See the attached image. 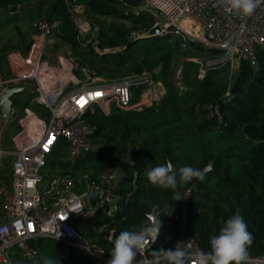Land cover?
I'll return each mask as SVG.
<instances>
[{
  "label": "built area",
  "instance_id": "1",
  "mask_svg": "<svg viewBox=\"0 0 264 264\" xmlns=\"http://www.w3.org/2000/svg\"><path fill=\"white\" fill-rule=\"evenodd\" d=\"M63 1L80 49L90 50L94 55L117 53V50L100 51L99 28L89 25L88 14L79 0ZM114 1L122 3V13L127 18L147 16L153 20L149 29H138L131 34L132 41L160 38L178 42L183 48L200 47L212 54L209 60L199 64L196 75L199 80L209 69L225 67L230 75L239 72L242 62L256 64L258 55L264 54V6L252 16L242 18L228 10V0H146L143 6L129 9L126 4L133 0ZM59 26L58 21L44 18L37 24L40 43L38 47L35 45L37 52L27 59L24 76L10 78L0 64V96L30 79L34 82V101L46 111L44 116L27 113L19 121L22 129L13 138V148L4 150L0 145V172L4 167L10 171L8 182L0 181V264H15L16 257L35 264L39 250L31 243L39 239L61 244V260L73 252L94 264H107L110 257L96 242L84 237L77 224H92L97 215L112 218L119 202L130 196V193L119 194L124 166L130 161L129 152L96 177L91 172L83 177L64 173L44 181L41 176L48 157L60 141L66 147L62 162L69 165L97 149L93 144L94 128L84 120L87 112L95 108L106 116L113 110L139 112L145 106V95L151 94L144 91L136 103L134 94L153 86L151 76L143 73L120 82L91 81L79 87L75 75L58 73L50 62L53 56L50 49L57 43L54 36ZM156 29L158 33L154 34ZM173 86L179 96L188 91L183 83L182 67L176 71ZM0 118H4L1 112ZM3 128L0 124V133ZM104 189L102 201L92 207L88 193ZM188 197L189 191L184 192L181 201L185 204ZM95 231L110 242L108 236L113 230L105 231L101 226ZM156 242L145 240V249L135 257V264L156 263V257L149 255ZM175 246L188 250L187 264H196L193 254L200 251L197 242L182 233L171 248ZM243 264H264V255L253 256L247 249Z\"/></svg>",
  "mask_w": 264,
  "mask_h": 264
},
{
  "label": "trees",
  "instance_id": "2",
  "mask_svg": "<svg viewBox=\"0 0 264 264\" xmlns=\"http://www.w3.org/2000/svg\"><path fill=\"white\" fill-rule=\"evenodd\" d=\"M21 1L0 0V8L17 6ZM87 1L88 11L95 15H121L126 20L131 19L134 26L146 30L153 24L152 18L147 16L127 18L120 2ZM138 1L133 0V6H138ZM51 7H54V14L46 17L60 23L54 36L57 43L61 42L73 52L85 53L75 42V31L63 0ZM109 34L117 38L116 41L105 38V45L110 49L125 46V53L142 50L146 60L142 59L139 66H135L133 73L137 76L151 70L152 55L168 52V56L160 57L167 66L173 52L185 49L178 42L160 38L133 43L116 28ZM190 49L201 51L200 47ZM88 55L91 56L90 52ZM125 60L121 56L113 67H119ZM79 65L80 69L89 65L88 69L100 75L99 70L84 60ZM76 75L82 78L81 70ZM196 75L197 72L188 91L181 96L173 83L161 76L165 92L160 104L144 106L139 112L113 110L106 116L95 108L84 116L86 123L94 128L93 140L99 139L101 143L98 152L77 160L73 169L81 166L86 174L91 172L96 177L129 152L130 162L124 166L125 176L119 190L121 195L130 193L129 198L119 202L112 218L97 215L90 226L93 229L86 231L85 237L96 242L107 257H110L112 245L95 230L101 226L117 234L122 230H139L150 224V214L156 220L160 217L161 222L157 242L149 253L151 257H155V249L174 246L182 233L197 242L200 250H207L209 237L218 233L224 221L236 214L244 217L252 234L249 253L264 255V54L258 55L256 66L250 62L241 63L239 78L232 89L225 67L209 69L202 80ZM164 163H171L174 169L192 166L200 172L209 163L212 167L206 176L171 190L156 188L146 179V169ZM59 165L66 168L62 161ZM186 191H189L187 202L177 201ZM31 245L40 252L35 264H40L44 256L55 258L56 264L60 261L62 264H94L73 252L67 260H61L63 246L53 241L39 239ZM14 263L32 264L18 257Z\"/></svg>",
  "mask_w": 264,
  "mask_h": 264
},
{
  "label": "rangeland",
  "instance_id": "3",
  "mask_svg": "<svg viewBox=\"0 0 264 264\" xmlns=\"http://www.w3.org/2000/svg\"><path fill=\"white\" fill-rule=\"evenodd\" d=\"M56 1L58 0H22L17 6L0 8V62L4 64L8 70L11 69V72L8 71L10 78L16 79L17 77L25 75L27 59L29 56L24 55L21 57L20 52L24 51V47H27V54L29 53L30 55L33 53L38 40L37 24L41 22L43 18L50 20V17H46V15L53 13L54 7H51V5H53ZM145 1L146 0H139L137 2L138 6H143ZM132 3L133 2L126 4L128 9L133 7ZM79 4L83 6L84 11L88 14L89 25L98 26L99 28L100 38L98 40V48L100 51L113 50L105 45V38H111L114 39V41L117 40V38L109 34L112 29L116 28L120 30L128 38V41L132 40L131 34L133 35L138 29L142 30V28L140 29L137 26H134L131 19L126 20L121 15L119 17L95 15L89 12L87 9V0H79ZM13 7H15V9L11 12V8ZM137 42L138 41H133V43ZM124 48L125 46H120L115 54L106 53L104 55H93L92 51H86L85 49L83 50L80 48L79 50L85 53H77V51L73 52L69 49V47L63 46L60 42L56 43L53 49H50L53 53V56L50 57V62L53 70H56L62 75H76L77 71L81 70L82 78L79 76L76 77L79 82V87L89 84L91 81H94L95 84L110 81L120 82L128 78L136 77L137 75L133 73L135 66L138 67L142 59L146 60L142 55L141 49H134L125 53ZM89 52L91 56L88 55ZM159 54L152 55V53H150V55L153 56L150 59L152 68L149 72H143L151 76L153 86L143 88L141 94L140 90H138L137 96L133 98L134 103L140 102L141 95L144 91H146V93L153 95V97L150 99L151 95H145V106L147 103L148 105L160 104L164 96L163 93L165 92L164 84L160 80L161 76L164 75L169 82L173 83L176 71L180 67L183 69V83L189 89V85L197 72L199 64L209 60L210 55H212H207L205 50L202 48L199 52H195L190 48L180 49L172 53L169 65L165 66L163 61L160 60V57L168 56V52H159ZM74 56L76 59H74ZM121 56H123L126 60L123 61L119 67H113ZM83 60L88 64H92L95 67V70H99L100 75H96V71L88 69L89 65L88 67L80 69L79 63ZM103 63H107L108 65ZM190 65L192 67H189L188 69L187 66ZM187 70L189 71V74L187 73L186 75L185 71L187 72ZM33 85L34 82L30 81V79H25L19 82L16 87L24 88L23 92L19 96H15V101L12 102V111L9 116L3 119L0 118V124L4 127L0 133V145L4 150L13 148V138L22 129L19 121L23 119L27 113H36L40 116L46 115L45 109L37 105L34 101ZM100 143L99 139L93 140V144L97 149L92 153L98 152ZM65 150L66 147L64 142L60 141L48 157L47 166L41 173L44 181L49 180L52 176L64 173H71L73 175H77L78 177H83L86 174L83 169H81V166L77 167L75 170L73 169L74 165L66 164V168L59 165L62 161ZM179 152L180 154L182 153L181 150ZM9 172L10 171L4 167L0 172V181L3 183L8 182ZM89 225L92 224H77V228L80 231L84 230L82 232L84 237L87 234L86 231L93 229L90 228ZM58 264H62V262L60 261Z\"/></svg>",
  "mask_w": 264,
  "mask_h": 264
},
{
  "label": "clouds",
  "instance_id": "4",
  "mask_svg": "<svg viewBox=\"0 0 264 264\" xmlns=\"http://www.w3.org/2000/svg\"><path fill=\"white\" fill-rule=\"evenodd\" d=\"M230 12L242 18L252 16L256 10L264 6V0H228ZM130 162V161H128ZM147 181L156 188L175 190L193 179L202 178L198 169L182 166L174 169L171 163L158 164L146 169ZM181 200L177 198V201ZM155 224H145L139 230H122L118 234L112 232L108 238L112 245L110 259L107 264H135V257L144 251L145 240L155 243L161 230L160 217ZM252 234L242 215L229 217L208 240V249L200 250L193 255L196 264H243L247 249L252 243ZM156 264H187L189 252L184 247L163 248L153 250ZM40 264H56L55 258L44 256Z\"/></svg>",
  "mask_w": 264,
  "mask_h": 264
},
{
  "label": "water",
  "instance_id": "5",
  "mask_svg": "<svg viewBox=\"0 0 264 264\" xmlns=\"http://www.w3.org/2000/svg\"><path fill=\"white\" fill-rule=\"evenodd\" d=\"M15 7L11 8V11H13ZM158 30L156 29L154 31V34H157ZM253 66H256L255 63L252 64ZM239 78V72H232L230 76V83H229V88L232 89L237 80ZM24 88H11L6 90L1 96H0V112L2 114V117L6 118L9 116L11 112V106H12V101L11 99L15 96H19L23 92ZM212 167V164L209 163L207 167L201 170V177L206 176L207 173L210 172ZM105 195V189L101 190L99 192H89L87 195V200L89 204L92 207H96L103 199ZM150 223H155L156 219L153 217V214H150L149 216Z\"/></svg>",
  "mask_w": 264,
  "mask_h": 264
},
{
  "label": "crops",
  "instance_id": "6",
  "mask_svg": "<svg viewBox=\"0 0 264 264\" xmlns=\"http://www.w3.org/2000/svg\"><path fill=\"white\" fill-rule=\"evenodd\" d=\"M63 2H64V1H63ZM13 11H14V10H13ZM13 11H11V12H13ZM31 39H32V38H31ZM38 42H39V41L36 42V46H37V47H38ZM39 43H40V42H39ZM23 50H24L23 52H20L21 57H23L24 55H26V56H30L29 53L27 54V47H24ZM36 52H37V50H34V51H33V53H36ZM0 64L2 65V67H3L4 69L7 70V72H8V71L11 72V70H10V69L8 70V68H7L6 66H4V64H2L1 62H0ZM11 101L14 102V101H15V97H13V98L11 99ZM12 104H13V103H12ZM11 111H12V109H11ZM34 242H35V241H34ZM39 258H40V256H39Z\"/></svg>",
  "mask_w": 264,
  "mask_h": 264
}]
</instances>
